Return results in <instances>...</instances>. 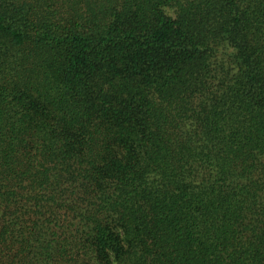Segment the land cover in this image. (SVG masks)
Masks as SVG:
<instances>
[{
    "label": "trees",
    "instance_id": "obj_1",
    "mask_svg": "<svg viewBox=\"0 0 264 264\" xmlns=\"http://www.w3.org/2000/svg\"><path fill=\"white\" fill-rule=\"evenodd\" d=\"M0 264H264V0H0Z\"/></svg>",
    "mask_w": 264,
    "mask_h": 264
}]
</instances>
